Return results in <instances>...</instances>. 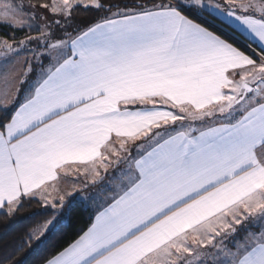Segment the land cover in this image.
<instances>
[{
  "label": "snow or ice",
  "instance_id": "1",
  "mask_svg": "<svg viewBox=\"0 0 264 264\" xmlns=\"http://www.w3.org/2000/svg\"><path fill=\"white\" fill-rule=\"evenodd\" d=\"M0 22L38 33L0 39L20 85L0 93V210L51 213L22 247L79 208L92 223L42 264H264V0H28Z\"/></svg>",
  "mask_w": 264,
  "mask_h": 264
},
{
  "label": "trees",
  "instance_id": "2",
  "mask_svg": "<svg viewBox=\"0 0 264 264\" xmlns=\"http://www.w3.org/2000/svg\"><path fill=\"white\" fill-rule=\"evenodd\" d=\"M4 1L17 4H27L28 2V0ZM35 2L36 0H32V3ZM124 2L130 3L131 0H124ZM74 15L76 16L74 23H76L103 15V13L85 12L83 9H76ZM35 27L33 25L32 30L25 28L24 31H14V28L9 27L7 23L0 22V39H9L11 41L13 35L17 39H21L25 35H37ZM210 30L215 31L218 35L234 43L235 46L248 54H251L248 47L257 51L259 50L253 43L220 19L213 22ZM21 96H23V92ZM91 215L90 210L76 209L66 228L55 234H50L48 241L39 247L33 246L30 249L27 246L22 247L23 241L27 238V231L40 224L46 218H49L51 213L41 214V206L35 200L31 202L26 201L15 215L12 216L6 214L4 210H0V264H42L45 257L54 254L55 251H59L62 247L75 240L81 234V229L86 230L92 222Z\"/></svg>",
  "mask_w": 264,
  "mask_h": 264
},
{
  "label": "crops",
  "instance_id": "3",
  "mask_svg": "<svg viewBox=\"0 0 264 264\" xmlns=\"http://www.w3.org/2000/svg\"><path fill=\"white\" fill-rule=\"evenodd\" d=\"M4 1V0H2ZM223 2V1H221ZM219 19L225 23L226 25H228L229 27L233 28L235 31H237L239 34H241L245 39H247L248 41H250L251 43H253L257 48H258V44L259 42L256 41L253 37H251V35L245 30V28L239 24L238 21H234L233 19L229 18L227 22L224 21V17L221 16L219 17ZM223 38V37H222ZM229 41V40H228ZM230 42V41H229ZM232 43V42H231ZM75 182V177L73 176H68V177H58V181H57V187L60 189H63L65 191L71 192V185ZM51 183V182H50ZM55 194V193H53ZM94 207V205H93ZM92 223V222H91ZM90 226V225H89Z\"/></svg>",
  "mask_w": 264,
  "mask_h": 264
},
{
  "label": "rangeland",
  "instance_id": "4",
  "mask_svg": "<svg viewBox=\"0 0 264 264\" xmlns=\"http://www.w3.org/2000/svg\"><path fill=\"white\" fill-rule=\"evenodd\" d=\"M57 2H59V0H57ZM6 4H9V3L6 1L0 0V20H2V17L4 15V5ZM12 65H13V61L11 59L5 60L3 58H0V93L9 91L13 87H17V88L20 87V85L16 83L15 81H11V80L5 81L2 78V74L10 70ZM252 227H253V230H255L256 226H252Z\"/></svg>",
  "mask_w": 264,
  "mask_h": 264
},
{
  "label": "built area",
  "instance_id": "5",
  "mask_svg": "<svg viewBox=\"0 0 264 264\" xmlns=\"http://www.w3.org/2000/svg\"><path fill=\"white\" fill-rule=\"evenodd\" d=\"M248 49L252 52V49L250 47H248Z\"/></svg>",
  "mask_w": 264,
  "mask_h": 264
}]
</instances>
